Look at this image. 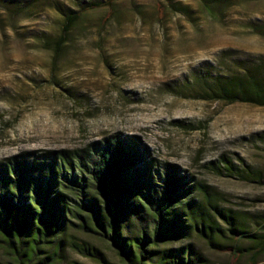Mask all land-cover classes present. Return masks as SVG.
Segmentation results:
<instances>
[{"label":"rangeland","instance_id":"rangeland-1","mask_svg":"<svg viewBox=\"0 0 264 264\" xmlns=\"http://www.w3.org/2000/svg\"><path fill=\"white\" fill-rule=\"evenodd\" d=\"M80 1L0 0V161L82 149L116 132L138 136L158 162L206 184L233 216L230 223L216 214L227 248L198 232L164 246L193 242L206 264H264L233 231L264 222V105L212 98L219 80L264 79V34L256 30L264 0H115L110 17L109 7L86 10L63 33L61 9H79ZM223 156L247 176H230ZM70 233L108 262L65 243L51 264H126L108 241ZM44 250L40 259L55 254ZM6 254L0 243V263Z\"/></svg>","mask_w":264,"mask_h":264},{"label":"trees","instance_id":"trees-1","mask_svg":"<svg viewBox=\"0 0 264 264\" xmlns=\"http://www.w3.org/2000/svg\"><path fill=\"white\" fill-rule=\"evenodd\" d=\"M80 2L79 9H61L63 33L86 10L109 7V17L113 14L115 0ZM208 9L213 12L216 6ZM159 10L164 12L163 6ZM256 30L264 34V26ZM212 98L264 105V79L237 75L219 80ZM222 161L230 176H247L230 158ZM198 191L202 198L194 195ZM213 201L206 184L195 183L176 163L158 162L135 135L116 132L76 150L24 151L0 161V243L8 257L0 264H51L65 243L108 262L96 246L70 233L75 229L108 241L126 264H206L193 242L164 243L198 232L214 246L227 248L218 240L216 214L230 223L233 216ZM252 225L255 230L233 231L249 241L245 250H254L256 260L264 256V222L253 220ZM46 246L55 254L40 259ZM242 250L236 246L234 254L239 257Z\"/></svg>","mask_w":264,"mask_h":264}]
</instances>
